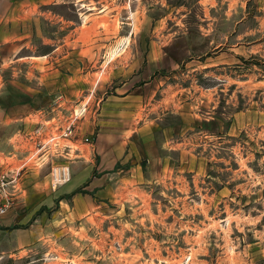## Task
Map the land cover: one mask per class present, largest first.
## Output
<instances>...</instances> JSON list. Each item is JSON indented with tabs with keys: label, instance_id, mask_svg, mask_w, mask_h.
I'll return each instance as SVG.
<instances>
[{
	"label": "rangeland",
	"instance_id": "1",
	"mask_svg": "<svg viewBox=\"0 0 264 264\" xmlns=\"http://www.w3.org/2000/svg\"><path fill=\"white\" fill-rule=\"evenodd\" d=\"M20 31L4 78L45 137L87 109L68 159L23 170L0 264H264V0H58Z\"/></svg>",
	"mask_w": 264,
	"mask_h": 264
},
{
	"label": "crops",
	"instance_id": "2",
	"mask_svg": "<svg viewBox=\"0 0 264 264\" xmlns=\"http://www.w3.org/2000/svg\"><path fill=\"white\" fill-rule=\"evenodd\" d=\"M57 3L58 0H0V129L5 125H11L12 130L16 128L15 133L17 134H14L16 136L26 135L28 131H33L39 126L35 120L43 118V114L38 108L36 96L28 86L17 79L4 78L5 53L11 47L19 46L21 23L28 18L30 11L34 13L36 7ZM16 153L21 155L20 152H12L7 157L11 158L17 155ZM17 158L22 160L21 157ZM14 166L12 162L0 160L1 170ZM11 220L10 217V220L5 221L6 223L0 221V247L13 246L16 243L11 241L9 232V226L12 225Z\"/></svg>",
	"mask_w": 264,
	"mask_h": 264
},
{
	"label": "built area",
	"instance_id": "3",
	"mask_svg": "<svg viewBox=\"0 0 264 264\" xmlns=\"http://www.w3.org/2000/svg\"><path fill=\"white\" fill-rule=\"evenodd\" d=\"M86 105L74 112L71 117V122L61 131V133H54L49 137L44 134L42 125L37 126L33 131L26 134V137L34 143V148L28 150V155L22 163L18 166L8 168L5 170L0 169V219L8 214L12 208L15 199L17 198L19 190V181L21 174L28 163L32 159H36L38 163L36 166L49 164L54 160V157H64L68 159L72 152H74L73 139L75 138V121L82 117L86 110ZM89 141V137L85 138ZM62 140H66L61 144ZM69 141V142H68ZM69 166L54 165L51 168V184L53 187L67 182L70 179Z\"/></svg>",
	"mask_w": 264,
	"mask_h": 264
}]
</instances>
